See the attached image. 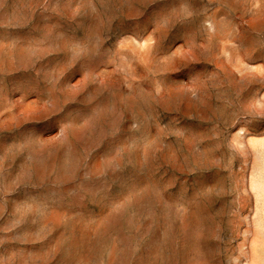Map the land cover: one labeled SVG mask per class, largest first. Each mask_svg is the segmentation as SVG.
I'll list each match as a JSON object with an SVG mask.
<instances>
[{"label": "rangeland", "instance_id": "obj_1", "mask_svg": "<svg viewBox=\"0 0 264 264\" xmlns=\"http://www.w3.org/2000/svg\"><path fill=\"white\" fill-rule=\"evenodd\" d=\"M0 264H264V0H0Z\"/></svg>", "mask_w": 264, "mask_h": 264}]
</instances>
